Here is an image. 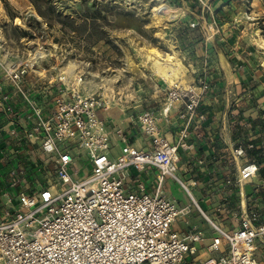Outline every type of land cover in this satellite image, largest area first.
Masks as SVG:
<instances>
[{
	"label": "built area",
	"instance_id": "built-area-1",
	"mask_svg": "<svg viewBox=\"0 0 264 264\" xmlns=\"http://www.w3.org/2000/svg\"><path fill=\"white\" fill-rule=\"evenodd\" d=\"M32 67L0 38V73L12 88V94H0V113L19 119L11 100L21 99L29 122L21 138L40 150L46 175L36 190H19L4 201L0 196V264H264V123L253 125L238 105L250 103L249 89L236 99L218 93L205 59L192 83L167 85L158 110L130 117L145 147L138 149L116 128V152L103 118L110 101L86 90L82 76L71 81L63 74L49 76L39 103L32 94L42 77L32 75ZM211 96L219 130L207 136L205 100ZM172 111L181 126L168 139L160 124ZM202 145L212 153L199 156ZM82 153L89 169L78 178ZM144 174L153 176L151 192ZM165 179L184 191L188 206L179 208L165 196ZM18 186L15 178L11 187ZM190 208L212 235L196 226L183 235L174 230ZM200 247L216 256L200 258Z\"/></svg>",
	"mask_w": 264,
	"mask_h": 264
},
{
	"label": "rangeland",
	"instance_id": "rangeland-1",
	"mask_svg": "<svg viewBox=\"0 0 264 264\" xmlns=\"http://www.w3.org/2000/svg\"><path fill=\"white\" fill-rule=\"evenodd\" d=\"M249 1L0 0V38L5 40L9 52H19L28 63L36 55H42L35 58L30 69L32 75L42 77L38 86H46L50 75L64 74L71 81L74 76H82L86 90L103 94L110 101V111L134 115L146 108L156 111L168 85L154 73L146 60V50L154 47L165 55L172 49L184 67L187 64L181 58L184 53L193 54L197 51L193 46L206 39H224L226 42L216 45L222 48L234 36L249 42L256 33L264 36L261 21L248 25ZM159 2L181 8L184 14L160 29L162 23L155 16ZM28 20L39 24L29 27ZM261 53L257 51L258 55ZM179 78H182L179 81L184 79L183 73ZM118 147L120 144L115 146L116 152ZM88 162L82 153L76 164L81 171L78 178L86 175ZM168 186L170 198L183 205L188 203L186 194L176 183L170 180ZM192 192L197 196L196 189ZM190 210L188 223L195 224L206 236L212 235L205 221ZM207 214L211 216L210 212ZM177 225L187 227L183 217L177 219ZM199 254L202 259L216 256L205 250ZM260 258L264 262V256Z\"/></svg>",
	"mask_w": 264,
	"mask_h": 264
},
{
	"label": "crops",
	"instance_id": "crops-1",
	"mask_svg": "<svg viewBox=\"0 0 264 264\" xmlns=\"http://www.w3.org/2000/svg\"><path fill=\"white\" fill-rule=\"evenodd\" d=\"M248 4V25H254L257 21H261L262 25H264V0H250ZM257 32L260 33L259 30H257ZM215 40L216 39L211 38L209 41H202L198 46H193V50H197L193 54L184 53V56L181 58L183 61L186 60L187 64H184L183 67L184 79L182 81L185 84L192 83L195 74L202 68L203 61L206 59L209 63L210 79L212 80V84L218 87V93L225 90L230 99H236L242 89H249L252 94V100L250 103H247L246 101L240 102L238 104L239 108L253 125L264 123V51L257 48L255 49L252 40L249 42L248 39L246 40L239 36L231 38L222 48L216 47V45H219V42L226 41L222 38L217 41ZM258 50L262 51L260 54L261 56L257 54ZM0 87V94H12V88L10 87L9 82L3 79L1 73ZM44 90V88L37 86L32 96H39L40 93H45ZM36 99L39 103L43 102L42 96H39ZM205 103L207 107L206 109L204 107V109L207 110L209 118L205 124L207 127L204 129V133L209 136L219 130V124L212 118L213 112L216 109L215 107L212 109L214 106L213 104H215L213 96L207 98ZM11 104L19 111L20 117L12 122L6 115L0 113V196H2V201L6 200L7 197L13 198L19 190H25L28 192L36 190L38 186L43 184L46 176L45 172L40 169V163L44 159L42 153L36 145L30 144L27 140L21 138L24 128L29 126V122L26 120L28 114L26 106L22 103L21 99L16 96L11 100ZM131 116V114L125 115L120 110L114 111L113 109L103 114V118L107 125L106 130L114 148L117 146V143H115L117 139L114 134L116 128H122L125 132L131 135V141L138 149L145 147L146 140L140 134L136 125L130 123ZM180 126L181 124L174 111H172L167 124H160V128L168 139L174 137ZM211 153V148L209 146L202 145L201 150L197 154L199 156H206ZM181 157L182 161L179 164L178 171L179 176L183 175L181 168L184 167L185 161V156L182 155ZM191 158H194V156H191L189 159ZM13 172L15 173L14 176L12 174ZM15 178L19 179V186L11 187V183ZM142 178L148 191L151 192V174H144L142 175ZM169 181L170 180L165 179L163 191L168 199L174 200L167 194V187H170L168 186ZM196 193L197 196L195 197L201 199L198 190ZM174 201H176L179 208H184L189 205V201L186 205H183L179 200ZM206 201V198H203L201 204L203 208L208 209L209 205ZM190 212L186 216H183L184 223L187 227L179 228L178 225L177 227L175 224L173 225L174 230L181 235L187 232L189 227L196 226L195 224H189L186 220ZM196 216H198L197 213ZM198 219L200 218L198 217ZM203 250L204 249L200 247L199 252ZM199 252L198 255L200 256ZM259 260L262 262V258H259Z\"/></svg>",
	"mask_w": 264,
	"mask_h": 264
},
{
	"label": "bare ground",
	"instance_id": "bare-ground-1",
	"mask_svg": "<svg viewBox=\"0 0 264 264\" xmlns=\"http://www.w3.org/2000/svg\"><path fill=\"white\" fill-rule=\"evenodd\" d=\"M183 14H184L183 9L173 8L164 3L158 4L157 8L155 9V16L162 23L160 29L163 28L164 24L172 23L178 20L179 18H181ZM157 35L158 34H156V36ZM160 37H158V39ZM252 44L255 45L257 49L264 51V37H261L260 34L258 33L255 34V38L252 39ZM38 55H36L35 58H39L42 56L41 54ZM35 58H33L30 61V63H32L35 60ZM146 60L149 63H151V67L154 73L157 76L161 77L165 82H167L170 85H173V83H175V79L179 80L180 79L179 75H181L184 72L182 64L180 63V59H178L177 57V53L172 49L170 50L169 53H166L165 55H161V53L157 51L154 47L148 49L146 50ZM113 77L114 76H112L111 79H113ZM181 82L183 83V81Z\"/></svg>",
	"mask_w": 264,
	"mask_h": 264
},
{
	"label": "trees",
	"instance_id": "trees-1",
	"mask_svg": "<svg viewBox=\"0 0 264 264\" xmlns=\"http://www.w3.org/2000/svg\"><path fill=\"white\" fill-rule=\"evenodd\" d=\"M39 23L37 21L34 20H28V25L29 27H35L36 25H38Z\"/></svg>",
	"mask_w": 264,
	"mask_h": 264
}]
</instances>
